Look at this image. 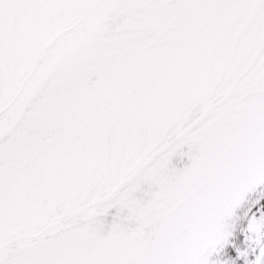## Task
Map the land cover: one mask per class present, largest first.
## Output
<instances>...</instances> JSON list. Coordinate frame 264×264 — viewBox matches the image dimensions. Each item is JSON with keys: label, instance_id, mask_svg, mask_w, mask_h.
Instances as JSON below:
<instances>
[{"label": "snow or ice", "instance_id": "obj_1", "mask_svg": "<svg viewBox=\"0 0 264 264\" xmlns=\"http://www.w3.org/2000/svg\"><path fill=\"white\" fill-rule=\"evenodd\" d=\"M0 264H264V0H0Z\"/></svg>", "mask_w": 264, "mask_h": 264}]
</instances>
